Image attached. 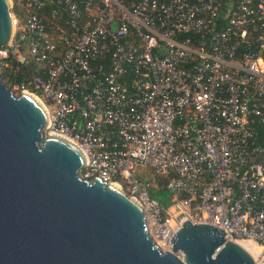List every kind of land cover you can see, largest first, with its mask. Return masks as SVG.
<instances>
[{"label":"built area","instance_id":"2783aa9c","mask_svg":"<svg viewBox=\"0 0 264 264\" xmlns=\"http://www.w3.org/2000/svg\"><path fill=\"white\" fill-rule=\"evenodd\" d=\"M7 1L0 78L80 150L77 176L134 200L160 252L185 218L264 264V0Z\"/></svg>","mask_w":264,"mask_h":264},{"label":"water","instance_id":"95a60500","mask_svg":"<svg viewBox=\"0 0 264 264\" xmlns=\"http://www.w3.org/2000/svg\"><path fill=\"white\" fill-rule=\"evenodd\" d=\"M11 30L0 0V45ZM45 126L38 100L0 78V264H254L220 228L185 218L160 252L140 206L114 184L81 180L82 153Z\"/></svg>","mask_w":264,"mask_h":264},{"label":"rangeland","instance_id":"374dc122","mask_svg":"<svg viewBox=\"0 0 264 264\" xmlns=\"http://www.w3.org/2000/svg\"><path fill=\"white\" fill-rule=\"evenodd\" d=\"M5 85L7 87H10L8 82H5ZM9 90L11 91V93L14 96H17L19 94L18 92L14 91L12 88H9ZM136 175H138V176L140 175L142 177L147 178L150 181L151 185H153V183H154V181H153L154 176L152 175V173L150 172L149 169L137 167L136 168ZM148 193H149V196L153 197L157 201L159 200L158 202H160V204L163 205L164 207H166V206H168L170 204V202H169L170 195H169L168 192H166V191H160V190H158L156 188L150 187V188H148ZM156 195H160V198L161 199H158L156 197Z\"/></svg>","mask_w":264,"mask_h":264},{"label":"bare ground","instance_id":"6f19581e","mask_svg":"<svg viewBox=\"0 0 264 264\" xmlns=\"http://www.w3.org/2000/svg\"><path fill=\"white\" fill-rule=\"evenodd\" d=\"M27 96L31 97L33 100H35L32 96L26 94ZM37 103V101H36ZM112 187H114L115 189L119 190L115 185H111ZM120 191V190H119ZM237 244L239 246H241L245 251H247L249 253V255L254 259L258 253L262 250L261 247L248 243V242H244V241H240L237 242Z\"/></svg>","mask_w":264,"mask_h":264},{"label":"trees","instance_id":"16d2710c","mask_svg":"<svg viewBox=\"0 0 264 264\" xmlns=\"http://www.w3.org/2000/svg\"><path fill=\"white\" fill-rule=\"evenodd\" d=\"M153 181H154V183L153 184H156V185H161V184H163V182H164V178H153ZM160 191H163V190H160ZM156 197L158 198V199H161L160 198V195H156ZM159 201V200H158ZM160 203V202H159Z\"/></svg>","mask_w":264,"mask_h":264}]
</instances>
